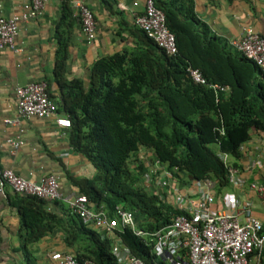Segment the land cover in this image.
<instances>
[{
  "label": "trees",
  "instance_id": "1",
  "mask_svg": "<svg viewBox=\"0 0 264 264\" xmlns=\"http://www.w3.org/2000/svg\"><path fill=\"white\" fill-rule=\"evenodd\" d=\"M154 3L175 36L177 54L168 55L138 29L136 47L100 58L85 85L66 78L69 39L59 37L54 70L61 93L59 114L72 123L69 144L95 169L92 178L69 173L67 178L78 195L86 196L97 209L113 217L121 206L134 214L138 229L151 232L170 225L181 212L142 187L141 150L178 168L181 181L185 176L209 178L218 183L221 193L230 180L219 153L230 155L240 168L242 146L252 131L264 132V68L215 36L198 17L194 0ZM189 69L199 70L208 85L218 84L228 91L220 92L217 102L214 90L195 83ZM45 82L54 99L50 82ZM213 144L219 153L210 148ZM11 200L21 216L19 238L25 264H39L35 247L58 233L64 253L73 254L77 261L118 264L105 233L85 224L71 209L62 215L51 210L58 201L19 195ZM117 234L132 255L146 264L157 262L152 248L130 229Z\"/></svg>",
  "mask_w": 264,
  "mask_h": 264
},
{
  "label": "crops",
  "instance_id": "2",
  "mask_svg": "<svg viewBox=\"0 0 264 264\" xmlns=\"http://www.w3.org/2000/svg\"><path fill=\"white\" fill-rule=\"evenodd\" d=\"M198 17L210 27L213 34L230 42L240 38L245 27L264 34V0H194ZM78 3H84L94 13L97 37L88 45L81 31ZM146 0H49L44 14L20 25L16 52H0V166L12 170L24 179L40 182L56 175L61 184L63 199L51 206L58 214L70 209L68 200L78 193L67 178H92L93 166L69 144L70 130L57 126L55 118L22 121L15 127L6 124L16 119V89L30 83L48 81L57 103L61 100L58 84L54 81L58 38L69 39V60L66 78L91 80L93 65L103 57L113 56L136 47L137 31L134 19L143 12ZM30 0H0V16L5 18L25 12ZM67 11L70 13L68 14ZM69 17L64 20V15ZM23 129V133H20ZM21 135L24 145L12 152L8 140ZM242 159L238 179L223 190L237 192L253 205L255 215L264 222V202L249 190L251 183L264 185V132L252 131L251 139L241 148ZM232 164L233 158L230 156ZM234 166V164H233ZM245 194V195H244ZM12 190L0 196V264H25L19 231L21 216L13 206ZM39 264H54L52 253L64 252L62 234L51 235L36 247Z\"/></svg>",
  "mask_w": 264,
  "mask_h": 264
},
{
  "label": "built area",
  "instance_id": "3",
  "mask_svg": "<svg viewBox=\"0 0 264 264\" xmlns=\"http://www.w3.org/2000/svg\"><path fill=\"white\" fill-rule=\"evenodd\" d=\"M49 0H30L28 9L12 17L0 16V52H16V39L20 25L42 16ZM78 17L81 31L88 45L97 37V23L93 11L84 3H78ZM135 26L168 55L177 54L175 36L167 28L164 13L155 6L154 0H146L142 13L134 19ZM242 36L229 42L230 46L247 59L264 68V34L245 27ZM195 83L207 85L214 90L216 101L220 92L228 88L218 84L208 85L201 72L189 69ZM18 117L7 119L6 124L18 127L22 121L46 120L55 118L57 126L70 130L69 118L59 114L58 103L51 99L45 81L30 83L16 89ZM21 129L20 133H23ZM224 134V130L221 129ZM12 152L24 145L21 135L8 140ZM220 158L228 171L229 180L239 186V170L233 166L228 154ZM139 161L145 172L142 174V187L152 195L169 202L181 214L170 225L150 232L135 227L131 212L118 206L114 218L107 211L97 209L84 195H76L68 200L73 214L94 230L104 232L112 241V252L118 264H146L132 255L117 235L118 228H130L134 235L144 240L152 248V255L170 264H264V222L254 213L253 205L246 195L237 192H219L218 183L212 179L181 178L179 169L141 151ZM19 196H35L48 202L63 199L61 184L56 175H49L40 182L22 178L12 170L0 166V196H6V189ZM249 190L264 202V185L251 183ZM54 264H92L79 262L74 255L55 252L51 255Z\"/></svg>",
  "mask_w": 264,
  "mask_h": 264
},
{
  "label": "clouds",
  "instance_id": "4",
  "mask_svg": "<svg viewBox=\"0 0 264 264\" xmlns=\"http://www.w3.org/2000/svg\"><path fill=\"white\" fill-rule=\"evenodd\" d=\"M141 151H144V149L143 150H141ZM141 151H140V153H141ZM145 152H147V151H145ZM147 153H149V152H147ZM149 154H151V157H153L154 158V156L152 155V153L150 152ZM220 155H221V153H219V157H220ZM140 156V155H139ZM230 156V155H229ZM139 158V157H138ZM221 159V158H220ZM165 164H167V163H165ZM169 166V165H168ZM186 177H188V176H186ZM188 178H190V177H188ZM197 180V179H196ZM199 180V179H198ZM14 195H16V194H14ZM78 195V194H77ZM57 201H59V200H57ZM57 201H54V202H57ZM48 202V201H47ZM54 202H50V203H54ZM118 207V206H117ZM121 207V206H120ZM123 208V207H122ZM124 209V208H123ZM125 210V209H124ZM130 212V211H129ZM132 213V212H131ZM133 214V213H132ZM133 216H134V214H133ZM112 218H114V216L112 217ZM134 223H135V219H134ZM135 227H136V223H135ZM137 228V227H136ZM126 229H130V228H126ZM126 229H122V228H118V230L116 231V233H122L124 230H126ZM138 229V228H137ZM131 230V229H130ZM140 230V229H139ZM132 231V230H131ZM151 232V231H150ZM132 233H133V231H132ZM134 234V233H133ZM118 235V234H117ZM119 236V235H118ZM136 236V235H135ZM120 237V236H119ZM137 237V236H136ZM121 238V237H120ZM139 238V237H138ZM108 239V238H107ZM109 240V239H108ZM122 240V239H121ZM143 240V239H142ZM110 242H111V246H112V241L111 240H109ZM122 243H123V241H122ZM123 245L124 246H126L124 243H123ZM151 248V247H150ZM112 249H113V246H112ZM62 253H64V252H62ZM113 253V252H112ZM69 254H71V253H69ZM73 255V254H72ZM153 256H155V255H153ZM75 257V256H74ZM136 257V256H135ZM156 257V256H155ZM156 261H158V257H156ZM77 260V259H76ZM161 262H166V261H164V260H162L161 259ZM155 264H159L158 262H156Z\"/></svg>",
  "mask_w": 264,
  "mask_h": 264
},
{
  "label": "rangeland",
  "instance_id": "5",
  "mask_svg": "<svg viewBox=\"0 0 264 264\" xmlns=\"http://www.w3.org/2000/svg\"><path fill=\"white\" fill-rule=\"evenodd\" d=\"M210 148L214 151V152H216V153H219V149H218V147H217V145H215V144H213V145H211L210 146ZM25 256V255H24ZM161 261V259L160 258H158V263ZM164 264H170L169 262H163ZM22 264H24L23 262H22Z\"/></svg>",
  "mask_w": 264,
  "mask_h": 264
}]
</instances>
